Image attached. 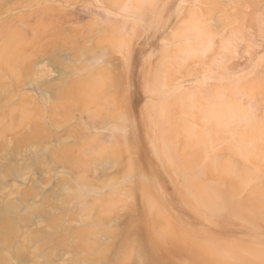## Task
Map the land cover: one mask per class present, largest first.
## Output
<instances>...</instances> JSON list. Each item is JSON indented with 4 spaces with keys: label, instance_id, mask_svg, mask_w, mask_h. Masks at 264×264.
<instances>
[{
    "label": "rangeland",
    "instance_id": "obj_1",
    "mask_svg": "<svg viewBox=\"0 0 264 264\" xmlns=\"http://www.w3.org/2000/svg\"><path fill=\"white\" fill-rule=\"evenodd\" d=\"M118 1L0 0V264H264V0Z\"/></svg>",
    "mask_w": 264,
    "mask_h": 264
},
{
    "label": "bare ground",
    "instance_id": "obj_2",
    "mask_svg": "<svg viewBox=\"0 0 264 264\" xmlns=\"http://www.w3.org/2000/svg\"><path fill=\"white\" fill-rule=\"evenodd\" d=\"M114 1H115L114 3H116L115 5H117V4H118V3H117L118 0H117V1L114 0ZM120 1H122V0H120ZM120 1H118V2L120 3ZM145 1H146V0H145ZM150 1H151V0H150ZM165 1H166V0H165ZM174 1H175V0H174ZM185 1H186V0H185ZM223 1H224V0H223ZM223 1H222V2H223ZM123 2H125V1H123ZM133 2H134V0H133ZM138 2H141V1L138 0ZM138 2H137V3H138ZM148 2H149V1H148ZM162 2H163V1H162ZM206 2H207V1H206ZM206 2H205V3H206ZM121 3H122V2H121ZM121 3H120V4H121ZM130 3H131V1H130ZM130 3H127L128 6L131 5L130 8H132L133 6L135 7V5H134L135 2H134L133 4H132V3L130 4ZM146 3H147V1H146ZM174 3H175V2H174ZM227 3H228V2H227ZM123 4H124V3H123ZM123 4H121V5H123ZM129 4H130V5H129ZM135 4H136V3H135ZM153 4H154V5H157L156 3H153ZM160 4H162V3H160ZM160 4H159V6H160ZM209 4H210V3H209ZM216 4H217V3H216ZM118 5H119V4H118ZM132 5H133V6H132ZM176 5H177V4H176ZM183 5H184V4H183ZM213 5H214V4H213ZM222 5H223V4H222ZM104 6L106 7V5H104ZM128 6H127V7H128ZM139 6H140V5H139ZM157 6H158V5H157ZM214 6H215V5H214ZM120 7H122V6H120ZM140 7H141V6H140ZM180 7H181V5H180ZM228 7H229V6H228ZM100 8L102 9L101 6H100ZM100 8H99V9H100ZM118 8H119V7H118ZM118 8H117V9H118ZM156 8H157V7H156ZM203 8H204V7H203ZM216 8H217V7H216ZM103 9H105V8H103ZM124 9H125V7H124ZM126 9H129V8H126ZM136 9H137V8H136ZM136 9H134V10H136ZM162 9H163V8H162ZM162 9H161V10H162ZM165 9H166V7H165ZM167 9H168V7H167ZM204 9H205V8H204ZM115 10H116V9H115ZM132 10H133V9H132ZM163 10H164V9H163ZM185 10H186V9H185ZM200 10H203V9H200ZM222 10H223V9H222ZM118 11H119V10H118ZM169 11H170V10H169ZM193 11H194V10H193ZM207 11H208V10H207ZM113 12H114V11H113ZM153 12H154V11H153ZM157 12H158V11H157ZM157 12H156V13H157ZM107 13H108V12H107ZM116 13H117V12L115 11V16H116ZM119 13H120V12H119ZM156 13L154 14L155 16L158 14V13H157V14H156ZM166 13H167V12H165L164 14H166ZM182 13H183V12H182ZM187 13H188V12H187ZM207 13H208V12H207ZM210 13H211V12H210ZM223 13H224V12H223ZM117 14H118V13H117ZM124 14H127V13L125 12ZM124 14L121 13L120 15H123V16H124ZM150 14H151V13H150ZM172 14H173V13H172ZM216 14H217V13H216ZM104 15H106V13H105ZM104 15H103V16H104ZM197 15H198V14H197ZM204 15H205V14H204ZM128 16H130V18H131V15L128 14ZM155 16H154V18H155ZM171 16H172V15H171ZM222 16H223V15H222ZM224 16H225V15H224ZM108 17H109V16H108ZM133 17H134V16H133ZM152 17H153V16H152ZM152 17L149 18V21H150V22H155V21H153L154 19H153ZM167 17H168V16H167ZM182 17H183V16H182ZM207 17H209L208 14H207ZM210 17H211V16H210ZM258 17H259V16H258ZM106 18H107V17H106ZM109 18H110V17H109ZM116 18H118V17H116ZM120 18H121V16H120ZM120 18H118V19H119V22H121V21H120ZM124 18H126V17L124 16ZM151 18H152V21H151ZM185 18H186V17H184V19H185ZM118 19H116V24H119V22H117ZM122 19H123V18H122ZM135 19H136V17L134 18V20H135ZM139 19H140V18H139ZM181 19H183V18H181ZM104 20H105V19H103V22H104ZM108 20H109V21L105 20V21H106V24H102V22H101L102 26H103V25L106 26V25H109V24L111 25L112 23H115V19L113 20V17H112V20H113L114 22L112 21V23H111L110 19H108ZM144 20H145V19H144ZM155 20H156V19H155ZM178 20H179V19H178ZM206 20H207V19H206ZM101 21H102V20H101ZM136 21H137V20H136ZM139 21H140V20H139ZM147 21H148V20H147ZM147 21H146V22H147ZM149 21H148V22H149ZM158 21H159V20H158ZM107 22H108V24H107ZM109 22H110V23H109ZM144 22H145V21H144ZM146 22H145V23H146ZM148 22H147V25H146V28H145L146 31H147ZM150 22H149V23H150ZM104 23H105V22H104ZM122 23H123V22H122ZM122 23H120V24L122 25ZM131 23H132V22H131ZM167 23H168V22H167ZM218 23H219V22H218ZM218 23H217V24H218ZM116 24H114V25L112 24L114 27H112V26L109 25V27H111V28H110V32H109V27H108V31H106L107 28H106V30H105L107 33L112 34V35H113L112 37H114V38L116 37V40L114 39L115 42L112 43V45H113V44H116V41H117L118 43H119V42H122V41L120 40V38L122 37L123 34L120 35V36H118V35L121 34V32H123L124 29L127 28V27H126V28L124 27L125 25H122V26L124 27V29H123L122 31H120V33H116V34H118L117 36H118V38H119V40H120V41H119V40H117V39H118L117 36H115V34H114L115 32L112 33V31H113L112 28H114V29L118 28V26H117ZM127 24H128V22H127ZM133 24H134V22L132 23V25H133ZM135 24H137V23H135ZM155 24L157 25V23H155ZM158 24H159V23H158ZM121 25H120V27H121ZM144 25H145V24H144ZM150 25H153V24L151 23ZM180 25H181V24H180ZM102 26H101V28H103ZM136 26H137V25H136ZM154 26H155V25H154ZM212 26H213V24H212ZM216 26H218V25H216ZM219 26H220V25H219ZM223 26H224V25H223ZM115 27H116V28H115ZM132 27L135 28L134 25H133ZM137 27H138V26H137ZM144 27H145V26H144ZM144 27H143V28H144ZM148 27H153V26H148ZM155 27H157L158 30H159V27H158V26H155ZM219 28H220V27H219ZM219 28H218V29H219ZM111 29H112V31H111ZM121 29H122V28H121ZM129 29H131V28H129ZM141 29H142V28H141ZM149 29H150V31H151V28H149ZM212 29H213V28H212ZM214 29H215V28H214ZM222 29H223V28H222ZM260 29H261V28H260ZM102 30H103V29H102ZM119 30H120V29H119ZM131 30H132V29H131ZM136 30H137V28H136ZM153 30H154V29H153ZM114 31H115V30H114ZM150 31H149V32H150ZM102 32H103V31H102ZM117 32H118V31H117ZM125 32H126V31H125ZM131 32H132V31H131ZM131 32H130V33H131ZM156 32H157V31H156ZM214 32H215V31H214ZM217 32H218V31H217ZM226 32H227V31H226ZM226 32H225V33H226ZM123 33H124V32H123ZM127 33H128V32H127ZM130 33H128L129 35H128L127 38H129ZM137 33H138V32H137ZM145 33H146V32H145ZM227 33H228V32H227ZM262 33H263V32H262ZM131 34H133V32H132ZM138 34H140V33H138ZM146 34H147V33H146ZM124 35H125V34H124ZM147 35H148V34H147ZM216 35H217V34H216ZM223 35H224V34H223ZM131 36H132V35H131ZM131 36H130V39H131ZM135 36H136V34H135ZM143 36H144V34H143ZM218 36H220V35H218ZM225 36H226V35H225ZM249 36H250V35H249ZM262 36H264V35H262ZM123 37H124V36H123ZM123 37H122V38H123ZM108 38H109V37H108ZM137 38H138V35H137ZM143 38H144V37H143ZM148 38H149V37H148ZM251 38H252V36H251ZM263 38H264V37H263ZM109 39L111 40V38H109ZM188 39H189V38H188ZM112 40H113V39H112ZM114 40H113V41H114ZM122 40L124 41V39H122ZM125 40H126V38H125ZM128 40H129V39H127V41H128ZM142 40H143V39H142ZM221 40H222V39H221ZM140 41H141V40H140ZM140 41H139V43H140ZM110 42H112V41H110ZM133 42H134V41H133ZM176 42H177V41H176ZM129 43H130V41L128 42V44H129ZM135 43H136V40H135L134 44H135ZM120 44H121V43H120ZM122 44H123V42H122ZM173 44H174V43H173ZM188 44H189V43H188ZM190 44H191V43H190ZM194 44H195V43H194ZM131 45H133V44L131 43ZM136 45H137V44H136ZM136 45H135V46H136ZM185 45H186V44H185ZM192 45H193V44H192ZM211 45H212V44H211ZM117 46H119V45L117 44ZM120 46H121V45H120ZM133 46H134V45H133ZM137 46H138V45H137ZM139 46H140V45H139ZM197 46H198V45H197ZM257 46H258V45H257ZM112 47H113V46H112ZM183 47H184V46H183ZM188 47H189V46H188ZM212 47H213V46H212ZM260 47H261V45H260ZM114 48H116V47H114ZM114 48H113V49H114ZM119 48H120V47H119ZM134 48H135V47H134ZM113 49H112V50H113ZM121 49H123V48H121ZM124 49H125V48H124ZM130 49H131V48H130ZM130 49H129V50H130ZM129 50H128V46H127V50L125 49V51H128V53H129ZM136 50L138 51V49H136ZM169 50H170V49H169ZM113 51H114V50H113ZM118 51H120V49H119ZM125 51H124V52H125ZM137 51H136V52H137ZM214 51H215V50H213V52H214ZM114 52H115V51H114ZM133 52H134V50L132 51V53H131V51H130V56H129L130 59H131V55L133 54ZM117 53H118V52H117ZM126 54H127V53H126ZM126 54H125V55H126ZM206 54H207V53H206ZM120 55H121V52H120ZM120 55H119V56H120ZM210 55H212V54H210ZM249 55H250V54H249ZM104 56H105V55H104ZM107 56H108V55H107ZM237 56H238V55H237ZM240 56H241V55H240ZM245 56H246V55H245ZM251 56H252V55H251ZM112 57H113V56H112ZM127 57H128V55H127ZM211 57H212V56H211ZM241 57H242V56H241ZM238 58H239V57H238ZM238 58H237V59H238ZM243 58L245 59V57H243ZM101 59H103V58H101ZM239 59H240V58H239ZM115 60H116V59H115ZM220 60H221V59H220ZM242 60H243V59H242ZM248 60H249V59H248ZM94 61H95V60H94ZM119 61H120V60H119ZM206 61H207V60H206ZM232 61H233V60H232ZM232 61H231L230 65H231L232 67H234V65L237 66V65H236L237 62H232ZM237 61H238V60H237ZM244 61H246V60H244ZM252 61H253V60H252ZM103 62H104V61H103ZM105 62H106V61H105ZM105 62H104V63H105ZM125 62H126V61H125ZM197 62H198V61H197ZM197 62H196V63H197ZM247 62H248V61H247ZM93 63H94V62H93ZM119 63H120V62H119ZM130 63H131V62H130ZM218 63H219V62H218ZM239 63L242 64L241 61H240ZM90 64H91V63H90ZM117 64H118V63H117ZM131 64H133V63H131ZM224 64H225V63H224ZM103 65H104V64H103ZM115 65H116V64H115ZM129 65H130V64H129ZM239 65H240V64H239ZM239 65H238V66H239ZM246 65H248V64H246ZM246 65H244V62H243V66L246 67ZM93 66H94V65H93ZM99 66H100V65H99ZM118 66H119V65H118ZM126 66H127V65H126ZM240 66L242 67V65H240ZM240 66H239V67H240ZM119 67H120V66H119ZM128 67H129V66H128ZM166 67H167V66H166ZM172 67H173V66H172ZM87 68H88V67H87ZM93 68H94V67H93ZM96 68H97V67H96ZM98 68H99V67H98ZM101 68H102V66H101ZM101 68H99V69H101ZM129 68H130V67H129ZM132 68H133V67H132ZM184 68H185V67H184ZM243 68H244V67H243ZM90 69H91V68H90ZM99 69H97L96 72H97ZM125 69H126V68H125ZM133 69H134V68H133ZM234 69H235V68H234ZM118 70H119V69H118ZM128 70H129V69H128ZM236 70H238V69L236 68ZM109 71H110V70H109ZM130 71H131V70H130ZM164 71H165V70H164ZM222 71H224V69H223ZM242 71H243V70H242ZM94 72H95V71H93V73H94ZM96 72H95V73H96ZM99 72H100V71H99ZM238 72H239V70H238ZM240 72H241V71H240ZM263 72H264V71H263ZM263 72H262V73H263ZM95 73H94V74L91 73V74L94 75V77H95ZM97 73H98V72H97ZM97 73H96V74H97ZM127 73H128V72H127ZM86 74H87V73H86ZM109 74H110V73H108V71H107V75H109ZM165 74H166V73H165ZM234 74H235V72H234ZM97 75H99V74H97ZM97 75H96V76H97ZM107 75H106V76H107ZM242 75H243V74H242ZM258 75H260V74H258ZM261 75H262V74H261ZM263 75H264V74H263ZM89 76H90V75H89ZM109 76H110V75H109ZM165 76H166V75H165ZM86 77H88V76H86ZM233 77H234V76H233ZM261 77H262V76H261ZM82 78H83V77H82ZM91 78H92V77H91ZM95 78H96V77H95ZM99 78H100V77H99ZM107 78H108V77H107ZM107 78H106V80H107ZM228 78H229V77H228ZM238 78H239V77H238ZM238 78H237V79H238ZM240 78H241V77H240ZM80 79H81V78H80ZM80 79H78V80L81 81V82L84 81V79H83V81L80 80ZM88 79H89V80H88ZM234 79H235V78H234ZM241 79H242V78H241ZM253 79H254V77H253ZM93 80H94V79H92V82H94V83H95V81H98L97 78L95 79V81H93ZM100 80H101V79H100ZM106 80H105V81H106ZM90 81H91V79L88 77V78L86 79V82H87V83L89 82V83L91 84V87H92V84H94V83H91ZM107 81H108V80H107ZM170 81H171V80H170ZM221 81H222V80H221ZM233 81H234V80H233ZM108 82H109V81H108ZM223 82H224V81H223ZM223 82H222V83H223ZM248 82H249V81H248ZM84 83H85V82H83V84H82L83 87H84ZM87 83H85V88L88 87V89H87L88 91H93L94 89H95L96 92L99 91L100 89L103 90L102 87L100 88V86H99L98 84H97V85L99 86V88L97 87L98 89H96V88L93 89V88H92L93 90H90V89H89V87H90V86H89V83H88V84H87ZM104 83H106V82H104ZM104 83H102V85H103ZM76 84H77V83H76ZM78 84H79V82H78ZM109 84H111V82H110ZM113 84H115V83L112 82V85H113ZM117 84H118V83H117ZM117 84H115V85H117ZM149 84H150V83H149ZM181 84H182L181 82L178 83L177 85H176V83H175V85H176V88H175V89L179 90V92L176 91L177 93H180V91H184V87H185V86H183V85H181ZM184 84H185V83H184ZM188 84H189V83H188ZM80 85H81V83H80ZM80 85H76V86H80ZM86 85H88V86L86 87ZM106 85H108V84H106ZM150 85H151V84H150ZM208 85H210V84H208ZM237 85H238V84H237ZM250 85H251V86H252V85H253V86H254V85L257 86V82L254 83V84H253V83H252V84L250 83ZM95 86H96V85H95ZM95 86H94V87H95ZM117 86H118V85H117ZM215 86H216V85H215ZM221 86H222V85H221ZM226 86H227V85H226ZM258 86H259V85H258ZM91 87H90V88H91ZM146 87H147V88H148V87L151 88L152 86H149V85H148V86H146ZM186 87H187V86H186ZM209 87H210V86H209ZM218 87H219V85H218ZM239 87H240V86H239ZM80 88H82V87L80 86ZM80 88H79V89H80ZM85 88H83L82 91H83ZM131 88H132V87H131ZM147 88H146V89H147ZM150 88H149V89H150ZM153 88H154V87H153ZM195 88H196V87H195ZM220 88H221V87H220ZM223 88H224V87H223ZM223 88H222V89H223ZM242 88H243V87H242ZM251 88H253V87H251ZM213 89H214V88H213ZM235 89H236V88H235ZM101 90H100V92H101ZM152 90H153V89H152ZM152 90L150 89L149 91L153 92ZM156 90H157V89H156ZM210 90H211V89H209V91H210ZM78 91L80 92V90H78ZM82 91L80 92L81 94H83ZM88 91H86V93H87ZM95 91H94L95 94L92 92L93 97H95L94 95H97ZM234 91H235V90H234ZM121 92H123V91H121ZM217 92H218V91H217ZM235 92H236V91H235ZM86 93H85V94H86ZM88 93H91V92H88ZM88 93H87V94H88ZM87 94H86V95H87ZM147 94H148V93H147ZM147 94H146V95H147ZM162 94H163V93H162ZM216 94H217V93H216ZM244 94H245V93H244ZM83 95H84V94H83ZM148 95H150V94H148ZM212 95H213V93H212ZM224 95H225V94H224ZM230 95H231V94H230ZM259 95H260V94H259ZM151 96H152V95H151ZM168 96H169V95H168ZM180 96H181V95H180ZM96 97H97V96H96ZM96 97H95V98H96ZM149 97H150V96H149ZM152 97H153V96H152ZM152 97H151V98H152ZM170 97H171V96H170ZM216 97L220 98L219 95L216 96ZM87 98H88V97H87ZM97 98H98V97H97ZM145 98H146V97H145ZM155 98H156V97H155ZM245 98H246V97H245ZM256 98H257V97H256ZM178 99H179V97H178ZM215 99H216V98H215ZM246 99H247V98H246ZM122 100H123V99H122ZM158 100H159V99H158ZM217 100H218V99H217ZM252 100H253V99H252ZM89 101H90V99H89ZM91 101H92V100H91ZM170 101H171V100H170ZM170 101H169V102H170ZM213 101H215V100H213ZM213 101H212V102H213ZM218 101H219V100H218ZM224 101H225V100H224ZM234 101H235V100H234ZM257 101H258V100H257ZM182 102H183V101H182ZM210 102H211V101H210ZM216 102H217V101H216ZM216 102H215V103H216ZM225 102H226V101H225ZM229 102H230V101H228L227 111H226V112H225V111H224V112L222 111L223 113H225L224 115H222V114H220V115L218 114V115H217V114H215V112L212 111L211 114L206 115L207 121L212 122V123L215 122L216 125H217L221 120H223L224 122L226 121L228 125H230L231 122H235V121H237L236 119H238V118H240V117H242V116H245V115L240 116L241 112H243L244 110L241 111V112L239 113V112H238V111H239L238 106H237V108H236V106L233 105V104H232V105H229ZM235 102H236V101H235ZM90 103H91V102H90ZM92 103H93V102H92ZM188 103H189V102H188ZM221 103H222V102H221ZM258 103H259V102H258ZM184 104H185V103H184ZM189 104H192V103H189ZM213 104H214V103H213ZM216 104H218V103H216ZM223 104H224V102H223ZM223 104L220 105L219 109L221 108V106H222ZM249 104H250V103H249ZM261 104H262V103H261ZM199 105H200V104H199ZM211 105H212V103H211ZM259 105H260V103H259ZM167 106H168V105H167ZM202 106H203V105H202ZM207 106H208V105H207ZM203 107H204V106H203ZM203 107H202V108H203ZM217 107H218V106H217ZM234 107H235V108H234ZM259 107H260V106H259ZM202 108H201V110H202ZM212 108H213V107H212ZM223 108H224V107H223ZM249 108H250V107H249ZM257 108H258V107H257ZM260 108H261V107H260ZM215 109H216V108H215ZM217 109H218V108H217ZM225 109H226V108H225ZM242 109H243V108H242ZM261 109H262V108H261ZM261 109H259V110L261 111ZM203 110H205V108H203ZM203 110H202L201 113H203ZM240 110H241V108H240ZM262 111H263V110H262ZM114 112H115V111H114ZM175 112H176V111H175ZM258 112H259V111H258ZM115 113H116V112H115ZM141 113H142V112H141ZM244 113H245V112H244ZM259 113H260V112H259ZM262 113H263V112H262ZM263 114H264V113H263ZM112 115H114V114L112 113ZM112 115H111V116H112ZM196 115H197V114H196ZM260 115H261V114H260ZM261 116H262V115H261ZM112 117H113V116H112ZM114 117H115V115H114ZM116 118H117V117H116ZM131 119H132V118H130L129 120L131 121ZM155 119H156V118H155ZM195 119H196V118H195ZM122 120H123V118H122ZM126 120H127V118L125 119V121H126ZM127 121H128V120H127ZM246 121H247V120H246ZM246 121L243 120V122H246ZM260 121H261V120H260ZM131 122H132V121H131ZM158 122H159V121H158ZM243 122L241 121L240 126H241L242 124H243V126H245V125H244L245 123H243ZM249 122H251V121H249ZM252 122H253V121H252ZM261 122H262V121H261ZM237 123H238V121H237ZM257 123H258V122H257ZM262 123H263V122H262ZM130 124H131V123H130ZM248 124L253 125V124H251V123H248ZM125 125H126V124H125ZM183 125H184V124H183ZM221 125H222V124H221ZM235 125H237V124H235ZM235 125L232 127V128H234V130H235V127H237V126H235ZM116 126H117V125H116ZM131 126H132V125H131ZM133 126H134V125H133ZM133 126H132V127H133ZM156 126H157V125H156ZM160 126H161V125H160ZM213 126H214V125H213ZM213 126H211V127L214 128ZM243 126H242V127H243ZM253 126H255V125H253ZM117 127H119V126H117ZM132 127H131V128H132ZM217 127H218V126H217ZM230 127H231V126H230ZM246 127H247V126H246ZM249 127H251V126H249ZM249 127H248V128H249ZM257 127H258V126H255L254 128H257ZM101 128H102V127H100V129H101ZM123 128H124V127H123ZM133 128H134V127H133ZM195 128H196V127H195ZM204 128H206V127H204ZM254 128H252V130H253ZM260 128H261V127H260ZM105 129H106V128H105ZM240 129H241V128H240ZM240 129H239V130H240ZM244 129H245V127H244ZM108 130H109V128H108ZM115 130H116V129H115ZM118 130H119V129H118ZM124 130H125V129H124ZM131 130H132V129H131ZM189 130H190V129H189ZM206 130H207V129H206ZM212 130H213V129H212ZM234 130L231 131V133L228 132V134L225 135V137H224L225 140H226L225 142H229L230 144H232L233 142L236 143V142L234 141V138H232V135L235 134V133H237V132H239V131L235 132ZM236 130H238V129H236ZM248 130H249V129H248ZM255 130H257V133H258V132H261V131L259 130V128H258V129H255ZM255 130H253V132H254ZM110 131H111V130H110ZM173 131H174V129H173ZM192 131H193V130H192ZM194 131H195V130H194ZM112 132H113V131H112ZM112 132H111V133H112ZM209 132H210V131H209ZM215 132H216V131H215ZM218 132H219V131H218ZM234 132H235V133H234ZM241 132H243V131H241ZM246 132H247V131H246ZM123 133H124V132H123ZM125 133H126V132H125ZM131 133H132V132H131ZM198 133H199V132H198ZM210 133H211V132H210ZM249 133H250V130H249ZM255 133H256V131H255L254 133H252V134L256 135L257 133H256V134H255ZM113 134H114V137H113V139H112V142L115 141V140H114V139H116L115 136H117V135H115V131H114ZM116 134H117V131H116ZM173 134H174V133H173ZM207 134H208V132H207ZM212 134H213V132H212ZM237 134H238V133H237ZM237 134H236V137H237ZM243 134H245V133H243ZM118 135H119V134H118ZM124 135H125V134H124ZM208 135H209V134H208ZM245 135H246V134H245ZM245 135H244V136H245ZM250 135H251V134H249V136L246 135V137L248 136L247 139H248L249 137L251 138V136L253 137V135H251V136H250ZM260 135H262V134H260ZM260 135H259V137L261 138ZM109 136H110V135H109ZM184 136H185V135H184ZM239 136H240V134L238 135V137H239ZM256 136H258V135H256ZM256 136H255V138H256ZM119 137H120V135H119L117 138H119ZM162 137H163V136H162ZM238 137H237V138H238ZM240 137H241V136H240ZM207 138H208V136H207ZM211 138H212V137H211ZM242 138H243V136H242ZM242 138H241V140H242ZM250 138H249V139H250ZM110 139H111V137H109V140H110ZM156 139H157V138H156ZM156 139H155V141H156ZM163 139H164V137H163ZM165 139H168V137L165 138ZM170 139H171V138H170ZM212 139H213V138H212ZM212 139H210V141H211ZM235 139H236V138H235ZM239 139H240V138H239ZM239 139H238V140H239ZM247 139H243V140H247ZM249 139H248V140H249ZM251 139H252V138H251ZM258 139H259V138H258ZM262 139H263V138H262ZM262 139H261V141H260L261 143H262V141L264 142V140H262ZM236 140H237V139H236ZM162 141H163V140H162ZM162 141H161V143H163ZM239 141H240V140H239ZM257 141H258V140H257ZM115 142H118V140L115 141ZM115 142H114V143H115ZM212 142H213V141H212ZM214 142H215V141H214ZM108 143H109V141H108ZM114 143H111L112 146H113ZM118 143H119V142H118ZM118 143H117V145L120 144V143H119V144H118ZM164 143H165V142H164ZM171 143H172V142H171ZM194 143H195V142H194ZM252 143H253V141H252ZM261 143H260V144H261ZM109 144H110V143H109ZM241 144H243V143H241ZM246 144H247V143H246ZM157 145H158V144H157ZM170 145H171V144H170ZM188 145H189V144H188ZM194 145H196V143H195ZM204 145H205V144H204ZM253 145H254V143H253ZM262 145H263V143H262ZM115 146H116V145H115ZM115 146L112 147V151L115 149ZM171 146H172V145H171ZM215 146H216V145H215ZM215 146H214V147H215ZM217 146H219V144H218ZM217 146H216V148H217ZM247 146H248V145H247ZM259 146H260V145H259ZM109 147H110V146H109ZM194 147H195V146H194ZM198 147H199V145L197 146V150L199 151ZM201 147H202V146H201ZM220 147H221V146H220ZM251 147H255V146H252V145H251ZM113 148H114V149H113ZM116 148H117V147H116ZM163 148H164V147H163ZM166 148H167V145H166ZM166 148H165V149H166ZM183 148H184V147H183ZM235 148H236V147H235ZM161 149H162V148H161ZM161 149H159V150H161ZM170 149H171V148H170ZM185 149H186V148H185ZM201 149L203 150V147L200 148V150H201ZM212 149H213V148H212ZM212 149L210 148L209 150H212ZM241 149H243V148H241ZM241 149H238L239 152H242ZM249 149H250V148H249ZM256 149H257V148H256ZM115 150H116V149H115ZM115 150H114V151H115ZM175 150H176V149H175ZM175 150H174V151H175ZM194 150H195V149H194ZM209 150H208V148H207V152H208V153H210ZM220 150H221V149H220ZM220 150H219V151H220ZM246 150H247V149H246ZM258 150H259V149H258ZM161 151H162V150H161ZM169 151H170V150H169ZM172 151H173V150H172ZM204 151H205V150H204ZM251 151H253V149H252ZM260 151H261V150H260ZM260 151H259V153H260ZM165 152H166V150H165ZM167 152H168V149H167ZM205 152H206V151H205ZM211 152H212V151H211ZM185 153H186V151H185ZM188 153H189V152H188ZM213 153H214V152H213ZM245 153H246V152H245ZM256 153H257V152H256ZM219 154L221 155L222 153H219ZM223 154H226V153H223ZM230 154H231V153H230ZM230 154H229V155H230ZM239 154H240V153H239ZM242 154H243V153H242ZM242 154H241V155H242ZM252 154H253V153H252ZM254 154H255V153H254ZM215 155H216V154H215ZM226 155H228V154H226ZM229 155H228V156H229ZM231 155H232V154H231ZM236 155H238V154H236ZM217 156H218V155H217ZM243 156H246V154L243 155ZM208 157H209V156H208ZM208 157H207V158H208ZM212 157H213V156H212ZM224 157H225V156H224ZM230 157H232V156H230ZM238 157H239V156H238ZM209 158H210V157H209ZM213 158L215 159V156H214ZM249 158H250V157H249ZM259 158H261V157H259ZM211 159H212V158H211ZM242 159H243V158H242ZM234 160H236V159H234ZM260 160H261V159H260ZM216 161H217V160H216ZM248 161H251V160L249 159ZM262 161H263V160H262ZM205 162H207V160H206ZM217 162H218V161H217ZM229 162H230V161H229ZM232 162H233V161H232ZM258 162H259V160H258ZM242 163H243V162H242ZM204 164H205V163H204ZM254 164H255V163H254ZM226 165H227V163H226ZM232 165H233V164H232ZM258 166H259V165H258ZM258 166H257V167H258ZM262 166H263V165H262ZM258 168H259V167H258ZM258 168H257V169H258ZM260 168H261V167H260ZM232 169H233V168H232ZM259 170H260V169H259ZM257 180H259V178H257ZM207 210H208V208H207ZM207 210H206V211H207ZM208 212H210L211 214L214 213V212H211L210 210L207 211V213H208ZM210 213H209V214H210ZM214 215H216V214H214ZM217 215H218V214H217ZM214 218H215V217H214ZM219 220H220V219H219Z\"/></svg>",
    "mask_w": 264,
    "mask_h": 264
}]
</instances>
